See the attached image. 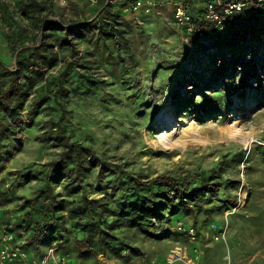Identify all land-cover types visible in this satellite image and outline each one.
Segmentation results:
<instances>
[{
    "label": "rangeland",
    "instance_id": "obj_1",
    "mask_svg": "<svg viewBox=\"0 0 264 264\" xmlns=\"http://www.w3.org/2000/svg\"><path fill=\"white\" fill-rule=\"evenodd\" d=\"M120 1L108 0L113 14H102L100 0H36L42 9L29 8L23 0H0L3 68L15 69L18 51L12 54L9 48L15 34L26 47L40 46L42 41L56 45L55 35L39 38L42 33L31 25L38 18L70 27L90 24L88 29L74 30V55L60 50L56 67L39 68L43 74L30 100L50 80V89L61 81L71 92L72 77L65 79L60 70L67 66L70 74L82 76L78 85L93 81L88 94L73 91L61 99L64 123L74 140L141 179L183 177L217 168L223 185L215 197L200 199L197 206L176 214L162 211L164 205L160 214L150 217L145 231L116 207L117 182H108L97 166L84 177L81 191L67 179L59 180L54 189L65 200L85 195L106 203L108 221L118 220L110 232L121 240L124 251L79 252L74 241L79 235L65 213L61 239H50L39 247L42 251L32 253L38 256L56 248L74 264L100 260L169 264L175 251L187 255L193 264H264V13L237 14L222 26L209 25L205 36L197 38L176 25L170 5L162 0H153L155 5L147 13L133 11L132 6L121 9ZM203 1L193 4L194 16ZM33 60L41 62L38 57ZM221 69L225 73H217ZM30 100L19 115H13L18 123L16 137L7 141L0 155V234L11 233L19 240L26 237L18 217L26 210L25 200L40 186L37 180H25L22 173L42 170L58 153L44 140L42 127L54 120V110ZM168 105L180 122L195 120L209 141L165 149L158 141L160 126L152 121ZM227 126L250 136L248 145L229 139L227 133L219 135ZM180 226H193L196 237H189Z\"/></svg>",
    "mask_w": 264,
    "mask_h": 264
},
{
    "label": "trees",
    "instance_id": "obj_2",
    "mask_svg": "<svg viewBox=\"0 0 264 264\" xmlns=\"http://www.w3.org/2000/svg\"><path fill=\"white\" fill-rule=\"evenodd\" d=\"M23 1L28 2L29 8L42 9L36 0ZM107 1L100 0L99 9L102 8V14H113L110 12L111 5ZM136 1L122 0L119 6L121 9L131 7ZM246 12L264 13V6L255 4L245 7L235 15L246 14ZM31 25L42 33L39 37L41 40L55 35L57 43L52 46V42L42 41L40 46L26 47L23 42L21 43L19 34H15L10 40L9 48L12 54L18 52L16 66L12 71L4 69V62L0 60V155L7 141L14 140L16 137L18 123L12 117L15 114L19 115L20 110L30 100L32 89L36 84L38 85L40 80L37 81V79L43 74L39 68L56 67L58 60H61L60 50H68L71 55H74L76 53L73 42L74 30L82 31L90 28V24L86 23L70 27L66 23L60 24L43 17L38 18ZM200 25L205 28L208 26L205 21L200 22ZM15 43L21 45L16 46ZM49 48H52L51 53L44 54ZM229 49L240 53V49ZM37 57L41 59V62L33 60ZM60 70L65 75V79L72 77L70 82L72 91L69 92L61 81L55 83V88L50 89L52 85L50 80L46 85L41 84L36 89V94L39 96L30 100L35 106L49 104L46 107L54 110V120L50 119L52 121L45 122L42 127L44 140L49 142L51 147L58 149V153L57 157L47 162L42 170H24L22 173L25 180H37L40 184L39 188L33 192L32 198L25 200L26 210L18 217V226L24 230L26 237L24 248L37 250L40 246L46 245L50 239H61V228L65 224L66 213L67 218L73 220L70 227L79 235L74 237L79 252H103L106 249L124 251L120 245L121 240L110 232L118 220L112 218L110 222L108 221L106 203L85 195L65 200L54 189L55 184L61 179H67L75 185V189H82L80 187L84 177L97 166L100 169L99 174L106 173L108 182H117L116 186L120 193L115 200L116 207L118 205L119 209L124 210L123 216L127 217L134 226L144 229L149 226L150 217L155 212L159 213L164 205L162 211L167 210L170 214H176L179 209L197 206L200 199L217 195L219 188L223 185L217 168L183 177L158 175L151 179H141L125 171L119 164L101 158L91 146L74 140L70 130L67 129L68 126L64 123L66 113L63 111L64 102L61 99H67L74 92L88 94L92 90L89 84H93V81L84 80L78 85L82 78L79 73L70 74L67 66ZM226 70L225 68L224 71ZM71 72L74 71L71 70ZM220 72L222 69L217 73ZM32 106L33 104L30 105L29 111ZM46 131L47 136H45ZM80 191L77 190V194L81 193ZM159 198L166 199V204H160ZM55 239L53 241H56Z\"/></svg>",
    "mask_w": 264,
    "mask_h": 264
},
{
    "label": "built area",
    "instance_id": "obj_3",
    "mask_svg": "<svg viewBox=\"0 0 264 264\" xmlns=\"http://www.w3.org/2000/svg\"><path fill=\"white\" fill-rule=\"evenodd\" d=\"M95 0H91L94 2ZM170 5L175 23L183 29L188 35L197 38L205 36L209 25L218 27L228 22L236 13L241 12L245 7L252 5H263L264 0H204L203 6L199 10V16L196 18L192 12L191 6L197 0H162ZM155 3L153 0H137L131 7V10L150 12ZM264 15V14H263ZM207 22L205 28L200 22ZM189 237H196L193 226H180ZM218 239V238H216ZM24 240L16 239L11 233L0 234V264H74L68 256L62 255L56 251V248H48L43 254L35 256L30 254L28 249L23 247ZM95 264H108L100 260ZM169 264H193L192 260L179 251H175Z\"/></svg>",
    "mask_w": 264,
    "mask_h": 264
},
{
    "label": "bare ground",
    "instance_id": "obj_4",
    "mask_svg": "<svg viewBox=\"0 0 264 264\" xmlns=\"http://www.w3.org/2000/svg\"><path fill=\"white\" fill-rule=\"evenodd\" d=\"M152 123L153 125L160 126L161 132L158 135V141L165 149L168 150L183 149L189 144L205 143L209 141V139L202 134L199 124L195 120L184 119L180 122L176 112L170 108V105L159 110L155 114ZM221 130L222 131L219 132V135L227 133V137L229 139L236 142L238 140L244 146L248 145V143L251 141L250 136H245L241 130L234 128L233 126H227Z\"/></svg>",
    "mask_w": 264,
    "mask_h": 264
},
{
    "label": "crops",
    "instance_id": "obj_5",
    "mask_svg": "<svg viewBox=\"0 0 264 264\" xmlns=\"http://www.w3.org/2000/svg\"><path fill=\"white\" fill-rule=\"evenodd\" d=\"M193 6H194V5H192L191 8H192ZM197 11H198V10H197ZM198 16H199V12H198V14L196 15V17H198ZM28 251H29V253L32 255V254H33L32 252H35V251H42V248H38L37 250H35V249H34V250L29 249Z\"/></svg>",
    "mask_w": 264,
    "mask_h": 264
}]
</instances>
